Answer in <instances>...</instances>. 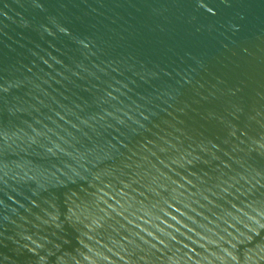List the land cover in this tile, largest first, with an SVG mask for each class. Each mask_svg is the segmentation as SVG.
I'll list each match as a JSON object with an SVG mask.
<instances>
[{
    "label": "water",
    "instance_id": "1",
    "mask_svg": "<svg viewBox=\"0 0 264 264\" xmlns=\"http://www.w3.org/2000/svg\"><path fill=\"white\" fill-rule=\"evenodd\" d=\"M0 264H264V0H0Z\"/></svg>",
    "mask_w": 264,
    "mask_h": 264
}]
</instances>
